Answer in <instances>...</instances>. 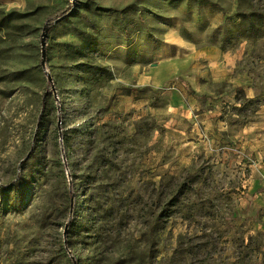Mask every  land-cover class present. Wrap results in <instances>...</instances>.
I'll return each mask as SVG.
<instances>
[{
    "label": "rangeland",
    "instance_id": "1",
    "mask_svg": "<svg viewBox=\"0 0 264 264\" xmlns=\"http://www.w3.org/2000/svg\"><path fill=\"white\" fill-rule=\"evenodd\" d=\"M0 264H264V0H0Z\"/></svg>",
    "mask_w": 264,
    "mask_h": 264
},
{
    "label": "crops",
    "instance_id": "2",
    "mask_svg": "<svg viewBox=\"0 0 264 264\" xmlns=\"http://www.w3.org/2000/svg\"><path fill=\"white\" fill-rule=\"evenodd\" d=\"M206 50H208L207 52H211V50H213V52L215 53H218L219 56H221V53H220V50L218 47H214L212 46V48L210 47H207ZM225 64V63H224ZM230 68L228 67H220V75L223 76V75H227L228 72H229ZM208 71L209 69H204L202 71V73H200V76H205V81L206 83L212 81V80H215V79H212L211 77L208 76ZM206 76L209 78V79H206ZM221 78H224V77H221ZM221 80H224V79H221Z\"/></svg>",
    "mask_w": 264,
    "mask_h": 264
},
{
    "label": "water",
    "instance_id": "3",
    "mask_svg": "<svg viewBox=\"0 0 264 264\" xmlns=\"http://www.w3.org/2000/svg\"><path fill=\"white\" fill-rule=\"evenodd\" d=\"M45 45V39H44V41H43V46ZM44 55H45V53H44ZM50 79H52L51 77H50Z\"/></svg>",
    "mask_w": 264,
    "mask_h": 264
}]
</instances>
